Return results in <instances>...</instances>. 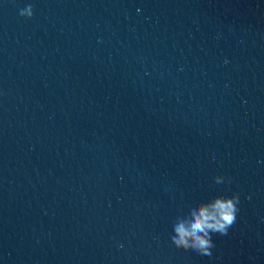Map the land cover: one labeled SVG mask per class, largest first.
<instances>
[{
    "label": "clouds",
    "instance_id": "clouds-1",
    "mask_svg": "<svg viewBox=\"0 0 264 264\" xmlns=\"http://www.w3.org/2000/svg\"><path fill=\"white\" fill-rule=\"evenodd\" d=\"M19 15L26 19L34 16V7L28 4L20 9ZM217 184H223L225 178L215 177ZM231 183V178H227ZM240 195L232 193L217 195L207 201L196 202L186 215L178 216L172 225L170 240L177 249L191 251L197 256L211 258L215 243L213 236L227 235L236 223L240 211Z\"/></svg>",
    "mask_w": 264,
    "mask_h": 264
}]
</instances>
